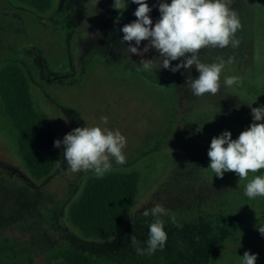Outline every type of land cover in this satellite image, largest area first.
I'll return each mask as SVG.
<instances>
[{"label":"rangeland","instance_id":"rangeland-1","mask_svg":"<svg viewBox=\"0 0 264 264\" xmlns=\"http://www.w3.org/2000/svg\"><path fill=\"white\" fill-rule=\"evenodd\" d=\"M146 2L154 26L159 3L171 0ZM113 3L52 0L41 14L17 0H0V69H21L56 140L76 127L118 129L127 140L126 163L113 161L104 176L139 175L138 195L118 232L107 240L83 237L70 222L69 208L97 176L71 172L61 145L52 173L32 178L0 101V264H241L245 251L264 264V236L257 230L264 227V197L244 195L264 169L245 180L231 172L221 179L208 168L207 155L213 137L230 131L236 139L250 126L249 106H264V0H232L242 23L240 44L201 49L202 62L223 59L225 68L220 91L200 97L186 84L199 76L195 67L175 73L138 69L142 57L120 42L138 5L126 0V8L117 10ZM158 55L150 49L143 58ZM233 75L242 84L226 86L225 77ZM157 204L166 209L159 218L167 243L153 255H138L130 237L146 247L154 218L143 212Z\"/></svg>","mask_w":264,"mask_h":264},{"label":"clouds","instance_id":"clouds-1","mask_svg":"<svg viewBox=\"0 0 264 264\" xmlns=\"http://www.w3.org/2000/svg\"><path fill=\"white\" fill-rule=\"evenodd\" d=\"M138 5L134 12L136 19L125 24L122 44L128 43L127 53L141 58L138 69L154 71L170 69L173 73L193 67L199 72L195 79L188 77L186 84L193 95L200 97L206 93L216 95L221 88V73L225 61L204 63L200 59V51L205 48L224 49L231 45L239 46L236 33L242 28L239 14L234 10L232 0H171V3L160 2L159 19L153 26L150 17L152 8L146 0H131ZM113 8L124 10L126 0H114ZM147 41L141 50L138 46ZM135 46H133V43ZM154 49L159 55L152 59H144V55ZM180 63L172 66V61ZM229 57L227 63L231 64ZM240 76H227L224 84L228 87L242 84ZM249 106V105H248ZM253 122L242 131L238 138L233 139L230 131H224L213 137L208 150L209 167L216 177L223 178L225 173L238 175L245 180L249 173L264 169V106L251 107ZM101 123L107 124L108 117H101ZM127 140L121 132L107 127L84 126L76 127L67 133L63 140L54 141V147L64 146L63 156L71 172H93L97 177H103L116 165H124L126 156L123 149ZM244 195L249 199L264 197V175H257L245 186ZM151 215L154 220L149 225L148 238L144 241L146 247L137 246L140 242L135 235L130 237V243L138 255H153L158 249L165 247L168 234L164 221L159 217L166 215V209L157 204L143 212L144 217ZM264 236V227L257 228ZM258 254L245 251L241 264H256Z\"/></svg>","mask_w":264,"mask_h":264},{"label":"trees","instance_id":"trees-1","mask_svg":"<svg viewBox=\"0 0 264 264\" xmlns=\"http://www.w3.org/2000/svg\"><path fill=\"white\" fill-rule=\"evenodd\" d=\"M17 1L41 14L52 6V0ZM0 101L14 129L18 155L30 176L38 180L49 176L58 159L56 137L48 116L35 107L21 69L14 64L0 69ZM138 182L137 173L89 178L69 208L71 224L87 239L112 238L134 204Z\"/></svg>","mask_w":264,"mask_h":264}]
</instances>
